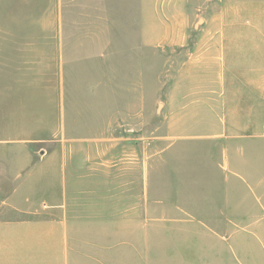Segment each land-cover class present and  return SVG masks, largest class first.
<instances>
[{
  "label": "crops",
  "instance_id": "obj_1",
  "mask_svg": "<svg viewBox=\"0 0 264 264\" xmlns=\"http://www.w3.org/2000/svg\"><path fill=\"white\" fill-rule=\"evenodd\" d=\"M225 2L177 0L186 21L222 26L180 33L182 70L199 76L149 162L99 146L128 123L109 102H69L68 127L67 75L51 118L0 76V264H264V0ZM163 179L172 190L150 191Z\"/></svg>",
  "mask_w": 264,
  "mask_h": 264
},
{
  "label": "rangeland",
  "instance_id": "obj_2",
  "mask_svg": "<svg viewBox=\"0 0 264 264\" xmlns=\"http://www.w3.org/2000/svg\"><path fill=\"white\" fill-rule=\"evenodd\" d=\"M218 3L219 14L229 12L225 0ZM181 13L177 0H0V76L28 85L51 118L60 75L62 81L67 75L75 90L65 101L68 127L74 122L69 102H109L112 119L123 113L128 123H116L117 139L99 146L118 148L116 161L123 158L120 149L130 161L145 151L149 162L169 144L168 114L180 110L185 91L193 89L184 80L199 76L182 70L180 33L193 38L195 30L222 26L200 16L186 21ZM162 182L150 191L172 190ZM132 189L140 192L138 185Z\"/></svg>",
  "mask_w": 264,
  "mask_h": 264
}]
</instances>
